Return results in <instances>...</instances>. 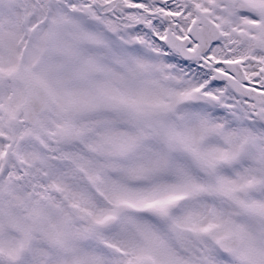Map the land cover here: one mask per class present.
<instances>
[{
  "label": "snow or ice",
  "instance_id": "snow-or-ice-1",
  "mask_svg": "<svg viewBox=\"0 0 264 264\" xmlns=\"http://www.w3.org/2000/svg\"><path fill=\"white\" fill-rule=\"evenodd\" d=\"M0 264H264V0H0Z\"/></svg>",
  "mask_w": 264,
  "mask_h": 264
}]
</instances>
